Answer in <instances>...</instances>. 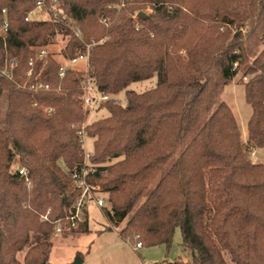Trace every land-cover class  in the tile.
Wrapping results in <instances>:
<instances>
[{"label":"trees","instance_id":"16d2710c","mask_svg":"<svg viewBox=\"0 0 264 264\" xmlns=\"http://www.w3.org/2000/svg\"><path fill=\"white\" fill-rule=\"evenodd\" d=\"M37 1L47 17L25 20ZM4 18L0 264H47L54 224L79 195L82 124L88 181L107 193L104 215L124 240L169 248L178 227L189 264H264V162L251 158L264 148V0H0V28ZM58 41L64 62L89 45L88 68L60 76L47 49ZM243 66L245 141L232 108L215 104ZM152 75L153 88L126 89ZM87 79L109 96L108 115L89 123ZM88 229L86 211L69 233Z\"/></svg>","mask_w":264,"mask_h":264},{"label":"rangeland","instance_id":"374dc122","mask_svg":"<svg viewBox=\"0 0 264 264\" xmlns=\"http://www.w3.org/2000/svg\"><path fill=\"white\" fill-rule=\"evenodd\" d=\"M41 16L43 18L47 17L46 13H43ZM60 45L61 41H58L56 44L50 45L47 49L49 51L55 52V57L61 61V64H65L78 70H85L87 68V63L84 60H79L76 63L64 62L60 53L58 52ZM263 46L264 39L261 41L257 52ZM244 70L245 66L241 67L234 74L230 83L224 87L222 93L215 102V104H217L220 101H224L232 108L236 121L239 125L241 137L243 138H245L247 119L251 113V106H249V104L245 101L243 85L239 82V80L243 77L242 74ZM156 81L157 77L152 75L151 78L131 82L126 89L134 90L136 92H143L147 89L153 88V86L156 84ZM125 90H121L115 96V98L121 104L125 103ZM107 115V109L99 106L97 109L91 111L88 114L87 122H92ZM201 122L202 120L200 121V124ZM200 124L189 134L187 141L195 133V130L199 128ZM84 148L88 152L92 151V137L86 136ZM253 150H256L259 153L258 155L261 154L262 158L264 159V148ZM176 156L177 154L175 153L170 161L164 166L162 169L163 171H161V173L157 176L151 187L154 186L157 179L163 173H165L166 169L174 161ZM251 158L253 161L255 160L253 151H251ZM146 193H144L139 199L137 205L144 199ZM102 194L104 199L102 208L97 207L92 202H89L87 206L88 231L63 235L56 234L52 241L47 264H73L76 256H80L83 259V261L79 264H170L178 258H180L184 264H189L187 263L189 256L180 246L181 232L178 227L174 230L175 233L169 248H166L162 244L155 246H144L136 249L133 248L135 244L134 242L126 241L119 235V231L123 223L109 228L110 224L104 215V207L108 206V195L103 190Z\"/></svg>","mask_w":264,"mask_h":264},{"label":"built area","instance_id":"2783aa9c","mask_svg":"<svg viewBox=\"0 0 264 264\" xmlns=\"http://www.w3.org/2000/svg\"><path fill=\"white\" fill-rule=\"evenodd\" d=\"M4 12V10H3ZM43 12V5L41 1L36 2V8L31 10L27 16L25 17V20H28L29 18H32L34 16L39 17L42 15ZM8 25V21L6 18H4L2 26L0 30L2 32L6 31ZM89 45L86 47V51H81L76 53V55L69 59L68 63H76L79 60H84L87 63L88 68V60H89ZM47 50L43 49L40 51V56L45 54ZM15 63V60H12L9 63V66H13ZM236 65V64H235ZM67 65L61 64L59 68V75L63 76L65 74V71L67 69ZM86 68V69H87ZM85 69V70H86ZM2 74H7L6 70L1 71ZM83 103L84 107L87 109L88 114L97 109L100 105V103L106 101L109 99V96L107 94H102L96 90L94 85L91 83L90 80H85L83 84ZM85 124H82L80 129L77 131L78 135L80 136V141L83 146V164L79 170H73L70 174L72 184L73 186L79 191V195L76 198L74 204L69 209L67 215L62 220H57L54 224V233L55 234H62V233H69L72 230H75L78 228L79 224L82 223L85 220V212L87 211V206L89 202H92L97 207L102 208L104 204L102 189L94 183H91L88 181L87 174L91 170V163H90V155L91 152H88L84 148L85 139H86V133H85ZM16 170L18 171L19 175L24 177V180L27 185H30V180L27 176V170L25 167H16ZM46 218V217H43ZM141 242L138 241L134 244L133 248H140Z\"/></svg>","mask_w":264,"mask_h":264},{"label":"crops","instance_id":"0c3cea01","mask_svg":"<svg viewBox=\"0 0 264 264\" xmlns=\"http://www.w3.org/2000/svg\"><path fill=\"white\" fill-rule=\"evenodd\" d=\"M239 126V125H238ZM246 133H245V138L242 137L243 141L246 140ZM253 154H254V162L256 163H263L264 162V159L262 158V155H258L259 153L256 151V150H253ZM87 215H88V212H87Z\"/></svg>","mask_w":264,"mask_h":264},{"label":"water","instance_id":"95a60500","mask_svg":"<svg viewBox=\"0 0 264 264\" xmlns=\"http://www.w3.org/2000/svg\"><path fill=\"white\" fill-rule=\"evenodd\" d=\"M83 261V259L80 257V256H76L74 261H73V264H79Z\"/></svg>","mask_w":264,"mask_h":264}]
</instances>
